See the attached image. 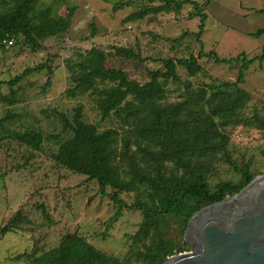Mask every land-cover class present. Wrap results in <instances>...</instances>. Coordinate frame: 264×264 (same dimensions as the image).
I'll return each instance as SVG.
<instances>
[{"label":"rangeland","instance_id":"rangeland-1","mask_svg":"<svg viewBox=\"0 0 264 264\" xmlns=\"http://www.w3.org/2000/svg\"><path fill=\"white\" fill-rule=\"evenodd\" d=\"M195 1L206 13L201 36L205 51L214 50L225 58L241 52L251 57L264 48V33L250 35L264 26V12L256 11L264 8V0ZM119 2L124 6L115 8ZM38 4L51 6L62 16L69 13L71 16L67 29L45 39L39 50L32 51L21 41L6 42L0 50V80L3 81L0 118L10 111L15 116L5 122L6 127L32 128L44 136L40 150L10 138L0 141V227L16 211L22 217L16 229L0 235V264H29L26 253L50 250L58 246L66 233H77L96 249L121 259L128 252L141 212L123 208L116 220H110L117 205L99 192L95 179H87L56 164L50 154L56 151L59 139L46 137H62L60 114L70 117L79 104L84 120L96 124L99 130L118 126L110 119L101 118L90 93L71 95L67 90L74 83L70 66L85 50L95 47L105 51L106 66L120 68L129 79L143 83L149 79V70L163 69L162 59L196 55L199 43L193 35L184 33L197 31L199 17L191 16L193 7L184 4L181 8L172 6L129 18L134 12L160 4L159 0H39ZM118 49L133 50L143 60L125 56ZM198 62L202 70L195 75L177 66L181 82L168 83L167 101L180 99L186 83L197 88L211 81L236 80L235 64H217L207 57ZM37 64H46L52 71L49 73L44 67L13 86L7 83ZM243 78L240 86L250 94L244 112L264 115V61L252 62ZM5 95L12 97L13 103L2 100ZM227 130L232 158L238 164L249 163L251 171L257 173L255 176L264 174V130L242 124ZM239 177L227 163L219 160L209 183L236 182ZM105 190L108 192L110 188ZM119 196L127 204L135 200L132 192ZM188 244L191 248L184 251L194 249V243Z\"/></svg>","mask_w":264,"mask_h":264},{"label":"trees","instance_id":"trees-1","mask_svg":"<svg viewBox=\"0 0 264 264\" xmlns=\"http://www.w3.org/2000/svg\"><path fill=\"white\" fill-rule=\"evenodd\" d=\"M159 1L160 4L134 12L129 18L190 4L193 7L191 16L199 17L198 29L184 34L193 35L199 43L196 55L166 57L162 59L163 69L149 70V79L139 83L129 79L122 69L106 66L105 51L95 47L85 50L70 66L74 83L67 90L71 95L90 93L101 118L110 119L118 126L99 130L96 124L84 120L79 104L70 117L60 114L63 136L46 137L59 139L56 151L50 154L56 164L83 174L87 179H95L99 192L117 205L110 220H116L123 208L141 212V221L131 235L128 252L120 259L96 249L77 233H66L58 246L41 253H26L29 264H162L168 256L191 248L183 235L195 211L223 200L227 193L238 192L257 174L251 171L249 163L238 164L232 158L227 128L242 124L264 130V115L244 112L250 94L240 86L248 66L254 61H264V48L251 57L241 52L225 58L214 50L205 51L201 36L206 13L200 4L195 0ZM38 2L0 0V50L11 39L12 43L21 41L36 51L45 39L67 29L70 13L62 16L51 6ZM122 6L124 3L119 2L115 8ZM256 11L264 12V8ZM263 33L264 26L250 35ZM117 51L143 60L133 50ZM202 57L211 58L217 64L237 65L236 80L211 81L197 88L186 83L180 99L167 101L168 83L181 82L177 66L195 75L202 70L198 62ZM44 67L49 73L52 71L46 64H37L24 69L7 83L13 86ZM47 78L48 83L50 76ZM2 82L0 80V84ZM1 99L10 104L14 101L7 95ZM14 116L8 111L0 118V141L10 138L40 150L44 139L40 131L5 126ZM219 160L239 174L238 181L209 183ZM130 192L134 193L135 200L127 204L119 194ZM21 219L20 211H16L0 227V235L16 229Z\"/></svg>","mask_w":264,"mask_h":264},{"label":"water","instance_id":"water-1","mask_svg":"<svg viewBox=\"0 0 264 264\" xmlns=\"http://www.w3.org/2000/svg\"><path fill=\"white\" fill-rule=\"evenodd\" d=\"M183 237L194 249L162 264H264V174L195 211Z\"/></svg>","mask_w":264,"mask_h":264},{"label":"built area","instance_id":"built-area-1","mask_svg":"<svg viewBox=\"0 0 264 264\" xmlns=\"http://www.w3.org/2000/svg\"><path fill=\"white\" fill-rule=\"evenodd\" d=\"M7 43H12V40L11 39L7 40Z\"/></svg>","mask_w":264,"mask_h":264}]
</instances>
